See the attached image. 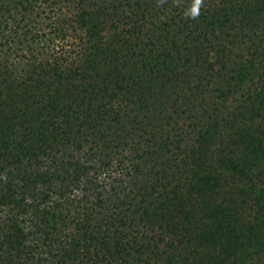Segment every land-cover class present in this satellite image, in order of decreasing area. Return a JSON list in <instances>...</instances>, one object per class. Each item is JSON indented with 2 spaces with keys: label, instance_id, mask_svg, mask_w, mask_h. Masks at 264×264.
<instances>
[{
  "label": "trees",
  "instance_id": "16d2710c",
  "mask_svg": "<svg viewBox=\"0 0 264 264\" xmlns=\"http://www.w3.org/2000/svg\"><path fill=\"white\" fill-rule=\"evenodd\" d=\"M124 1L132 5L130 0ZM112 2L118 3L117 0ZM133 2L140 3L141 0ZM189 2L184 0L185 6ZM168 3L173 5V0H167ZM144 7L156 14L164 11L157 7L156 0H143ZM81 8L76 20L86 27L97 55L102 58L89 59L75 66L66 74L71 78L69 85H62L64 89L60 92L65 91L71 96L78 94L77 99L83 105H94L86 111L94 109L101 121L113 114L119 127L125 123L130 128L121 127L123 134H115L117 129L113 132L109 126L101 128L102 122L98 125L97 121L92 123L90 119L70 117L72 105L54 107L55 112H50L47 104L34 113L33 124L37 126L15 129L11 122L0 126V131L4 132L2 137L11 145L10 148L7 146L6 152L15 162H22L19 165L21 173L40 158L48 160L45 170H31L34 179L25 177L18 188L25 192H20L16 183L9 185L16 200L9 197L10 193H1L0 264H74L75 260L88 262L94 257L102 261L110 255L112 261L120 264L123 250L131 251L134 244H143V251L139 253L143 252L145 259L140 264H264V242L258 234V226L264 219V0H219L203 6L196 20L186 19L183 10L174 7V45L170 47L168 43L164 48L167 52L159 55L162 71L166 73L162 89L165 92L171 87L177 89L174 102L182 101L181 93H186L185 87L188 89L190 99L182 111L187 112L183 119L189 122L190 129L184 135L180 127L169 130L167 136L172 135V143L180 149L179 156L177 162L172 163L174 160L167 158L162 169H155L156 184L150 181L148 185H137L138 177L134 180L130 177L131 182L128 180L137 196L147 189L156 192L153 199H143L124 212L133 222L140 216L149 221L145 242H139L131 235L126 238V246L120 242L114 251L108 246L106 249L97 247L104 233L101 234L93 222L92 213L89 219L83 217L76 221L68 241L58 245L49 237L51 243L46 245L45 254L36 256L39 240L32 239L35 237L32 230L36 233L43 230L49 216L55 215L54 201L48 205L39 202V198H52L50 189L39 193L31 191L32 187L36 189V180L56 184L58 181L54 179H60L58 189L61 194L73 185L95 188L91 174L98 169H109L114 159L122 154L117 151L119 147L128 151L127 159L130 151L140 149L142 143L138 138L137 147L135 144L131 147L129 142L133 136L128 134L131 130L137 134L143 128L140 126L143 117L139 112L132 116L130 112L112 113V107L107 106L109 101L103 99L105 92L100 96L102 101L93 99L94 104L86 97L105 88L98 79L107 68H116L115 64L110 65L109 58L116 61L123 55L113 38H105L111 34V25H107V21L110 19V23L116 25L109 11L110 3ZM170 12H173L172 7ZM109 49L113 51L106 58ZM210 53L216 54V58L212 59ZM134 81L138 82V79ZM212 82L217 84L216 92L207 101L208 96L199 89ZM117 83V91L131 87L122 77L117 76ZM168 96L162 95L164 107H167ZM125 97L134 104L140 101V110L151 109L141 98ZM184 104L183 100L180 105ZM121 116H127L128 120L121 122ZM144 116L148 118L149 115L144 113ZM158 116L153 114L152 117ZM50 122L53 123L51 127ZM190 138L193 140L188 141ZM87 144H90L89 149L79 154L76 148L85 149ZM72 147L76 150H69ZM124 162V159L117 160V164ZM3 166L6 163L0 154V171ZM26 191L32 196L29 197ZM102 201V195H99V204ZM43 213L48 217L43 218ZM34 225L38 228H33ZM52 229L49 234L57 230ZM117 240L118 236L115 237ZM129 251L125 257L129 261L125 264H132L133 254Z\"/></svg>",
  "mask_w": 264,
  "mask_h": 264
},
{
  "label": "rangeland",
  "instance_id": "374dc122",
  "mask_svg": "<svg viewBox=\"0 0 264 264\" xmlns=\"http://www.w3.org/2000/svg\"><path fill=\"white\" fill-rule=\"evenodd\" d=\"M112 1L0 0V126L3 127V124H10V122L13 123L15 129L31 125L37 126L38 124H33L34 113L47 104V106L50 105V112H55V108L59 106L67 108V105H72L74 109L71 110L70 117L75 120L90 119L92 123L97 121L98 125L102 122V125H99L101 128L109 126L113 132L117 129L115 134H123L121 127L130 128V125L125 123L119 127V123L113 119V114L106 116V121H101L94 109L86 111V108L95 107L94 105H83L81 100L77 99L78 94L71 96L65 91L60 92L64 89L63 86L69 85L71 78H67L66 74L71 72L75 66L82 62L86 63V60L89 59L102 58L97 55V51L92 45L93 40L87 34L86 27L76 20V14L81 11V7H92L97 3H110L109 11L116 25L113 26L110 19L107 21V25H111V34L105 38H113L116 48L120 49L123 56L116 61L109 58L110 65L115 64L116 68L113 69V66L107 68L103 72L102 78L98 79L105 88L100 92L97 88L98 91H93L86 97L91 100V104H94L98 98L102 101L100 96L105 92L107 94L103 99L109 101L107 106L112 107V113L130 112L132 116L139 112L138 114L143 117V124L140 125L143 128H140L137 134L132 130L128 131V134L133 136L129 142L131 147L133 144L135 146L138 144V138L142 139L140 149L135 150L134 148L130 151L129 158L126 159L128 151L119 147L117 151L122 153V157L115 158L114 164L109 169H98L91 174L95 188L86 189L84 184L73 185L61 194L58 189L60 188L58 185L60 179H54V181H58L56 184L46 182L52 187L43 181L36 180V189L32 187L31 191L39 193L50 189L52 198H39V202L41 205H48L54 201L52 210L55 211L53 217L49 216L43 230H39L37 233L32 230V233L35 234L32 239L39 240V245L35 250L36 256L45 254L48 242L51 243L50 238L53 239V243H58V245L68 241L76 221L83 217L89 219L92 213L93 222L100 228L101 234L104 233V238L97 242V247L106 249L108 246L112 247L111 249L114 251L120 242L126 246V238H130L131 235L137 237L139 242L144 243L146 231L149 230V221L146 222L140 216L133 222L130 220L131 216L124 212L134 208L138 202H143V199H153L156 192L147 189L137 196L136 192L131 190V183L128 184V180L130 181V177L133 180L138 177L137 185L141 183L143 186L148 185L150 181L156 184L155 169H162L163 165L167 163V158L173 159L172 163L177 162L179 156L180 149L172 143V138H170L172 135L167 136L169 130L172 127L181 128L180 131L184 135L190 129L189 122L183 119L187 112L182 111L183 107L187 108L188 104L186 103L190 99L187 93L188 89L185 87L187 94L181 93L182 101H185L183 106L180 105L182 103L180 99L174 102L173 98L176 97L177 89L171 87L167 92L162 89L166 73L162 71L160 62L162 57L159 58V55L167 52V49L164 48L169 45L168 43H170V47L174 45L175 33L172 31V27L175 22L172 21V17L176 15L175 6L165 3L162 8L166 12L161 11V14H156L154 10L149 12L146 7L143 8V0L140 3L130 0L132 5L124 0H117L118 3L114 5ZM217 1L219 0H204L203 6ZM170 7L173 12H170ZM182 35H185V32ZM112 51L109 49L106 52L107 56L104 57L108 58ZM209 55L212 56V59L217 56L214 53ZM117 72L118 75H116ZM48 74H50L49 78ZM117 76L122 77L125 82L129 81L131 87H128V90H123L124 92L117 91L115 88L118 84ZM219 78L217 77V79ZM137 79L138 82H135L134 80ZM38 84H42L45 88ZM216 87L217 84L214 82L213 84H204L199 90L203 91L208 96L207 101H210L209 96L216 92ZM126 91L130 92L125 93ZM163 94L169 95L167 107H164L161 100ZM128 95H133L135 99L141 98L142 102L149 103L148 106L151 109L140 110V101L134 104L126 100L125 96ZM144 113L149 115L148 118L144 116ZM153 114H159V116L155 119L152 117ZM126 120H128L127 116L123 118L121 116V122H126ZM49 125L51 127L53 123L50 122ZM185 128L186 130H184ZM133 133L135 134L133 135ZM3 134L4 132L0 131V154L1 158L4 157L6 166H3L0 171V196L4 191L5 194L10 193L9 197L16 200L14 190L8 189L9 185L12 186L13 183H16L17 189L20 188L25 177H34L31 170L34 168L45 170L48 160L40 158L34 166L25 164L26 170L21 173L19 165H22V162H15L14 157L6 152L7 146L10 148L11 145L7 139H4L5 137H2ZM192 140L190 138L188 141ZM89 145L87 144L85 149L83 147L76 149L82 155L89 149ZM76 149L69 148L72 151ZM120 159H124L125 162L117 164V160ZM133 161L138 164L134 165ZM130 171L131 175H129ZM23 174L24 178L21 179ZM18 190L25 192V189ZM26 193L28 194V191ZM99 195H102V204L98 202ZM28 196L32 195L28 194ZM17 209L15 207V210ZM12 211L10 207V212ZM42 215L43 218L48 217L47 214L43 213ZM65 216L66 218H64ZM52 227L57 230L49 234L53 230ZM33 228L38 227L34 225ZM258 234L264 242V219L258 226ZM120 235L122 236L119 237ZM117 236L118 240L115 241ZM43 240L44 244L41 243ZM128 251V249L123 250L118 261L121 262L120 264H125L126 260L129 261V259L125 260ZM139 251H143V244H134V248L129 251L133 254V258L130 259L132 264H140L145 259L143 252L139 253ZM111 257L110 255L108 259L102 261L97 257L88 260V262L75 260L74 264H116L111 260ZM140 257L142 258L138 260Z\"/></svg>",
  "mask_w": 264,
  "mask_h": 264
},
{
  "label": "clouds",
  "instance_id": "9594fccd",
  "mask_svg": "<svg viewBox=\"0 0 264 264\" xmlns=\"http://www.w3.org/2000/svg\"><path fill=\"white\" fill-rule=\"evenodd\" d=\"M157 7H162L167 0H156ZM204 5V0H190L185 6L184 0H173V6L183 10V16L186 19L196 20L201 15V9Z\"/></svg>",
  "mask_w": 264,
  "mask_h": 264
}]
</instances>
